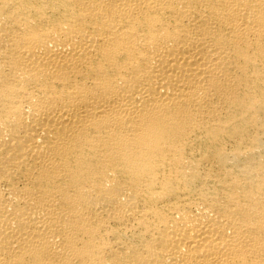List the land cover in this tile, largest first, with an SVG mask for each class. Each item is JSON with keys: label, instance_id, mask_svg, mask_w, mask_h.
Segmentation results:
<instances>
[{"label": "bare ground", "instance_id": "obj_1", "mask_svg": "<svg viewBox=\"0 0 264 264\" xmlns=\"http://www.w3.org/2000/svg\"><path fill=\"white\" fill-rule=\"evenodd\" d=\"M0 264H264V0H0Z\"/></svg>", "mask_w": 264, "mask_h": 264}]
</instances>
